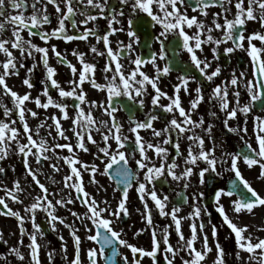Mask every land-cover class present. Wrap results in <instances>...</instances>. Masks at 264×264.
<instances>
[{
    "label": "snow or ice",
    "instance_id": "1",
    "mask_svg": "<svg viewBox=\"0 0 264 264\" xmlns=\"http://www.w3.org/2000/svg\"><path fill=\"white\" fill-rule=\"evenodd\" d=\"M64 4V9L60 7V3ZM52 4L58 14V27L52 29L51 32L40 31L43 25L49 24L50 17L47 13V5ZM40 5V7H38ZM229 5H234L235 13L233 18L223 15V24L219 22L222 14L230 13ZM213 6H219L221 13H213L210 25H206L204 20L198 19V16H207V9ZM31 13L28 14V9ZM197 15H188V9ZM77 15L82 17L79 21ZM127 17V27H124L121 18ZM98 19L107 21V28L104 33H100L95 26ZM71 24L74 30H78L79 25H88L93 23L92 28L84 27L82 31H76L75 34H68L65 22ZM249 21H258L264 28V0H117L113 5L110 0H0V36L6 34V25H11V37L8 39H0V53H3L6 59L0 62V88L5 96H10L12 107L0 104L3 109V115L8 121L0 120V159H4L15 142V148L18 155L23 158L25 170L31 176L32 181L39 188V193L33 198L34 202L25 207V212L29 214L32 222V231L26 232L23 227L24 217L19 212L13 211L6 203V197L13 202L22 203L19 195L24 189L20 186L19 181H14L12 189H4V196H0V206L7 211L3 214L15 217L19 222L20 233L23 237L28 236L29 248L28 257L31 264H40L38 236L43 238L44 232L41 226L36 223V215L43 212L46 215L47 222L52 231H56L57 222L65 228L70 229V235L74 241V256L70 264H141V258L150 257L153 264H157L158 251L164 253L165 264H174L176 256L180 252H186L187 258L181 257L182 264H202L208 253L211 252L209 247L208 236L204 233L205 224L202 219L203 215H211L207 207H201L199 201L204 199V192L192 193L191 211L186 217H181L180 213L183 205L187 204L188 196L182 195L178 203L172 204L170 197L162 191L158 194L157 184L172 182L182 183L183 189L186 191L191 187V177L195 174L198 176L200 186L206 183V174L209 176L219 177L222 172H232L234 177L231 179L230 189H214L213 202L215 211L222 218V223L234 233L235 244L238 249L246 251L248 259L254 264H264V239H258L253 243L251 236H245L243 233L247 231V226L238 227L226 214L224 205L220 202L222 196L232 197L236 195V199L231 201L234 213L242 211L252 212L255 205H264V197L250 185L243 177L239 168V162L242 161L249 168L258 165L260 168V177H264V118L260 116L254 117V132L256 148L245 140L247 134V116L253 111L256 102L261 105L264 111V59L261 54L264 48H258L253 41L259 40L264 44V32L254 31L245 35L246 24ZM120 25V27H114ZM159 27L158 32H149L147 39H142L145 30H151ZM195 27L196 31L189 35L187 29ZM222 31L223 35L216 38L212 32ZM27 31L28 36H39L45 44L52 38L62 39L65 42L73 40H85L94 37L97 43H103V50L95 46L90 48V52L96 56L105 58V65L102 69L104 73L105 84L95 81L96 65L85 61V53L73 50V55L79 60L81 68L78 69L71 62L67 61L61 52L57 51L55 46L51 47V52L56 56L57 63L65 64L73 74V79L68 81L72 87L65 90L60 83L54 79L56 69L49 64V48L37 46L32 43L31 39H25L22 35ZM124 32L128 37V42L116 41L115 49L111 47L110 36ZM231 41V46L223 49L224 56H230L237 50H243L251 58L253 66L254 79L245 81V72L239 75L233 71L230 78L222 81L221 84L215 85L208 95L210 103L215 102L220 112L225 113L223 120L224 129L228 133L237 134L239 139L243 141V147L238 151H228L225 147L217 144L213 135L214 125L209 123L204 126V118L201 116L198 120L192 119L193 110L204 100L202 86L197 83V87L192 91L195 96L190 101V108L186 111L181 106L179 93L181 90L185 94H190V82H196V77L191 74L190 69L181 68V75H178V84L175 85L174 95L168 96L158 86V82L163 76L168 75L174 65L168 63V52L175 53L180 48L187 52L190 65L199 73L204 81L212 82L214 78L221 74V66L217 63L214 70L207 71L212 61H218L221 53L219 51L221 44H227ZM245 41L247 47H245ZM159 45L158 50L153 49L152 44ZM204 45H210L212 60L207 57L200 58L198 52L203 54ZM146 48L147 54L137 53V48ZM12 50H18L20 59L17 60ZM35 54H40V63L46 73L45 80L42 81L44 89L41 93L46 97L45 102H41L40 96L34 98L37 108L47 110L54 107L59 110L60 117L55 114L45 119L53 121L54 129L57 133L53 140L63 139L68 143H53L49 145L45 137L40 136V128L44 127V122L37 124L35 131L30 128L26 119V114L32 118L38 117V113L32 109H28L25 103L33 101L31 94L25 92L23 95L12 90L6 83V78L13 75H19V68H24L26 59L31 58L33 63L27 68V76L22 83L29 89L33 87L30 77L37 67ZM173 61L175 56L172 57ZM127 60L129 70H125L123 61ZM158 61H164L161 66ZM150 64L154 70V75L149 76L143 67ZM114 65V67H113ZM134 66V67H132ZM87 80L95 89L106 92V99L101 102L87 101L86 93L82 87ZM243 85L246 89L248 102L241 104V93L238 90ZM148 86L151 87L154 95L151 96L150 103L152 109L145 114L143 119H137L135 112L145 107V97L148 95ZM231 87V96L234 98V104L230 107L229 91ZM49 88L55 89L58 93L59 102L54 100L49 94ZM125 97L131 103L123 104L122 108L116 104L117 98ZM166 98L169 103L160 104L161 98ZM66 98H70L74 102V116H69V105L63 102ZM88 105L87 111L82 105ZM160 108L163 113L172 115L170 120H166L163 129H156L153 122L160 117L153 109ZM93 110L101 112L106 119L94 118ZM119 110H126L129 114L130 127L128 132L134 137L130 140L129 135L123 133V126L117 120L115 113ZM178 112L181 119H177ZM238 113L244 117L243 125L238 124L232 127L230 120L237 119ZM210 116H216L217 113L212 111ZM15 116L16 119H12ZM61 120H71L73 136L76 143H71V137L66 134V130L62 128ZM17 123L22 126L17 127ZM53 125H48L51 129ZM151 130L153 137H161L156 143L145 141L140 135V130ZM202 129L211 142V147L205 149V138L197 134L194 130ZM186 133H190L185 135ZM94 134H98L100 140L94 138ZM51 136V131L47 133ZM39 137V139H35ZM20 137L26 142L21 143ZM187 139L190 143L187 146V154L183 155L180 149L182 139ZM96 146L95 159L99 160L103 165L101 169L95 163L85 164L76 158L74 149L88 152V144ZM114 144V146H113ZM175 149V155L171 156L169 147ZM220 148V157L215 153ZM246 148L247 151L243 149ZM35 149V151H33ZM56 149H67L70 155L61 156ZM151 151L159 163L154 162V157L149 156ZM52 152L57 160L62 159L70 169L69 174L63 177V188L70 190L66 193L67 199L58 198L53 203L49 199V189L38 179L39 173L29 164V156L34 157L37 164H41L44 160L51 157L47 153ZM183 156L184 167L177 173L176 169L180 167L177 158ZM138 157V158H137ZM130 162H134L135 169L130 166ZM200 162L205 167L199 168ZM218 165L222 171H218ZM54 171H59L57 164L49 165ZM199 168L198 172L194 169ZM82 171L89 173V183L98 184L97 174L106 176L110 181H114L117 187L113 188V192L120 191L121 195L116 207L113 209L111 203L107 199L97 200L95 196L85 190ZM5 169L0 167V174ZM143 179H140V176ZM55 183V181H54ZM136 185V192L139 199L144 205L145 213L143 218L147 225L152 229V241L150 250L130 244L122 238L123 230H116L113 225L129 215L126 207L129 189ZM122 186V187H121ZM99 190H104L100 185ZM75 192L73 197L70 193ZM58 195V194H55ZM150 200L158 210L161 217H170L171 224L165 225L163 229L153 223L151 210L148 206ZM79 201L84 207L83 213L71 212L75 221L79 222L87 233L86 239L93 242L94 247H90L85 251L84 259L81 257V237L78 235L79 229L69 225L65 220L55 215L56 206L66 207ZM107 213V216L104 214ZM189 220L190 236L186 238L182 232V221ZM199 221V226L197 225ZM175 226V233L178 237L177 246L173 247L169 243V227ZM143 229L139 230L142 232ZM160 232V239L157 238V232ZM137 232V235H139ZM217 234V226L212 225V236L215 239ZM202 236L203 250H198L195 246L198 238ZM2 239V234H0ZM59 239L63 241V236ZM161 241L163 248L161 249ZM4 243H7L4 241ZM18 245H23V240L18 241ZM216 257L214 264H226V253L219 242L216 243ZM120 248L129 249L132 254L131 261L127 255L120 252ZM259 250V251H257ZM61 251L65 253L66 245H61ZM11 252L21 262L25 256L19 251L18 247H13ZM139 254V257L137 256ZM55 250L48 253L49 264H52ZM239 260V251L236 253ZM4 259V257H0Z\"/></svg>",
    "mask_w": 264,
    "mask_h": 264
},
{
    "label": "flooded vegetation",
    "instance_id": "2",
    "mask_svg": "<svg viewBox=\"0 0 264 264\" xmlns=\"http://www.w3.org/2000/svg\"><path fill=\"white\" fill-rule=\"evenodd\" d=\"M110 2L113 5H115L117 3V0H110ZM45 3H46V0H45ZM38 7H40V5H38ZM60 7L62 9H64V4L62 2L60 3ZM229 7L231 8V12L221 15V17L219 19V22L221 24H223V15H227L228 18H230V19L233 18V16H234V13H235L234 5H229ZM207 12H208V15L206 17L205 16H198V19L204 20L206 25H210L212 18H213L212 14L213 13H221V8L219 6H213V7H210L209 9H207ZM30 13H31V8L29 7L28 14H30ZM47 13L50 17L51 22L49 24L43 25L41 27L40 31L51 32L52 29H55L58 27V14L55 11L54 5H52V4L47 5ZM188 15L189 16L197 15V13H193L191 11V9L189 8L188 9ZM76 19L79 21L80 19H82V17L77 15ZM121 19L123 21L124 27L126 28L127 27V17H123ZM65 24H66V29H67L68 34H75L76 31H82L84 27H88V28L93 27V23L90 22L88 25H79L78 30H74L70 23H68L66 21ZM95 26L98 28L100 33H104L105 29L107 28V21L104 19H98L95 22ZM114 27H120V25H114ZM11 28H12L11 25H6L7 32H6V34L0 36V39L10 38L11 37ZM246 29H247V31L245 32V35H248L249 33H252L254 31L264 32V28L261 27V25L258 21L247 22ZM150 31L151 32H158L159 27L157 26V28L151 29V30L146 29L145 35L142 36V39H147L148 33ZM187 31H188L189 35H191L193 32L196 31V29H195V27H193L192 29H187ZM22 35L26 40L31 39L32 43L36 44L37 46L49 48V53H48L49 64L56 69V75L54 76V79H56L60 83L61 87H63L65 90H68L72 87L71 85L68 84V81L73 79L74 77H73V74L71 73L70 69L65 64L57 63L56 56L50 50L52 46H55L57 51L61 52L62 55L66 58V60L71 62V64L75 65L78 69H80L82 66H81L79 60L72 54L73 50L85 53V57H84L85 61L88 63H93L96 65V69H95V73H94L95 81L97 83H100V84L106 83V81L104 80V73L102 72V69L105 65V58L100 57V56H96L95 54L90 52V48L92 46H95L98 49L103 50V43L102 42L97 43L94 37H89V39L87 41H85V40H73V41H69V42H65L62 39L52 38L48 41L47 44H45L44 41H42L39 38V36L29 37L27 31H24L22 33ZM212 35L216 38H220L223 35V33H222V31L214 30L212 32ZM117 40L123 41L124 43H127L128 37L126 36V34L124 32H118V33L110 36V41L112 42L110 46L113 47L114 49L116 47V41ZM253 43L258 48H264V44H262L259 40H254ZM227 46H231V41H229L227 44H221L220 45V48H219V51L221 53L220 59L218 61L213 60L210 68L207 71L211 72L212 70H214L217 63H219V65L221 66V71H223V73H225L226 71L230 73V72H232L233 69H234V71H237V72H245V73H251L252 72L253 73V66H252L251 58L248 57L247 53L243 50H237L233 54H230V56H224L223 55V49ZM152 47H153V49L158 50L159 45L156 43H153ZM203 47H204L203 54H200L198 52V55H200V58L203 59L204 57H207L209 60H212V53L210 50L211 46L210 45H204ZM245 47H247L246 41H245ZM12 51H13L14 55L16 56L17 60H19L20 59L19 51L18 50H12ZM137 53L147 54V49L138 47ZM168 56H169L168 63L170 65H174V66L172 68V71L168 75L163 76L160 79V81L158 82V86L160 87V89L163 92L167 93L168 96H173L175 85L179 83L177 77H178V75L182 74L180 69L181 68L190 69L191 73H192V71L196 72V74L198 75L200 80L196 79V82H190V84H189L190 94H185L183 92V90H181L179 93V97L181 100V106L184 107L186 111L190 108V101L195 96V93L192 90H193V88L195 89L197 87V83H200L202 86L203 94H204V100L198 105L197 109L193 110L192 119L198 120L202 116L203 112H205V113H209L212 111L216 112L217 115L214 117L212 116L213 121H214L213 122V125H214L213 128L215 130V133H219V124H220L219 107L217 105H215V102L210 103L208 101V95L211 92V89L214 87L213 82L204 81L203 78L199 76V73L195 70V68L191 67L188 54L183 49L178 48L175 50V53L169 51ZM173 56H175L174 61L172 59ZM261 57H262V59L264 58V53L261 54ZM5 59H6V57H5ZM35 61L37 63V67L33 71V73L31 74V77H30L31 83L33 84L32 88L29 89L27 86H25L22 83V81L28 75L27 74V68L30 67L33 63V60L31 58L26 59L24 61V63H25L24 68H19V75H13V76L7 77L6 83L9 85V87L12 88V90H19L22 92V94H24L25 92H29L31 94L33 101L26 102L25 106L28 109H32L33 111H36L38 113V117H42L43 112L52 111V113L55 114L59 118L60 113H59L58 109H56L54 107H49L47 110H45L43 108H37L35 103H34V98L37 96H40L42 103L45 102V100H46V97L41 95V93L44 89V84L42 83V81L45 80L46 73H45V70L43 68V65L40 63V54H35ZM158 63L161 66H163V64L165 62L164 61H158ZM123 64L125 66V70H129L128 61L124 60ZM113 67H114V65H113ZM132 67H134V66H132ZM142 70L145 71L149 76L154 75V70L152 69L150 64L145 65ZM82 87L86 93L87 101H93L94 100L97 102H101V101H104L106 99V92L93 88L91 86V84H89L87 82V80L84 82ZM49 94L53 97L54 100H57L59 102L58 93L55 89L49 88ZM154 94L155 93L153 92L151 87L148 86V95L145 97V107L142 110H138L135 112V116L137 119H143L145 114L148 113L150 109H152V105L150 103V100H151V96ZM63 102H65L69 105V107L67 109L69 116H74L75 113H74V102H73V100L70 98H66ZM115 103L120 105L122 108L123 104H125V103L130 104L131 102L127 101V98L121 97V98H117ZM167 103H169V101L166 98L162 97L160 100V104H167ZM82 107H84L85 111H87V108H88L87 104L82 105ZM153 111L156 114H158L160 117L158 120L153 122L154 127L158 130L163 129L165 126L166 120H170L172 118V115L168 114V113H163L160 108H155V109H153ZM253 112L260 114V113H262V110L255 109V105H254L253 106ZM175 114H176L177 119H181L179 117L178 112H176ZM115 115H116L117 120L123 126V133L125 135H129L130 140L134 139V137H132V135L128 132V129L130 127L128 112L126 110H119L115 113ZM93 116H94V118L106 119V117L103 116L101 114V112H99L97 110H93ZM38 117L32 118L30 115L26 114V119H27L28 123L33 122V125H36V121H37ZM222 121H223V119H222ZM233 122H234V120H232V123ZM61 123L62 124H64V123L69 124V128L68 127H67V129H66V127H62V128L64 130H66V134L68 133V135L73 136V132L70 130L72 128L71 120H61ZM232 127H234V126H232ZM188 134H190V133H186L185 135H188ZM140 135L142 137H144L145 141H151L152 143H156L157 140L163 139V136H161L159 138L153 137L150 129L149 130H140ZM221 135L225 139L224 145L228 151H235V150L238 151V150H241V148L243 147V141H241L239 139V136L237 134L228 133L224 129L222 131ZM94 138L100 139L98 134H94ZM185 139H182L180 142V149H181V152L183 153V155H184V149L186 147V143L184 141ZM238 146H241V147L238 148ZM166 147H169L170 159H171V156L175 155V149L172 148L171 146H166ZM88 148H89V151L88 152L83 151L84 154H86V155L94 154L93 153L94 145L89 143ZM15 152H16L15 142H12L11 147L9 149V157H8L9 161L14 160L13 159V153H15ZM151 154L154 157V154L151 151H149L148 155L151 156ZM16 155H17V152L15 153V156ZM21 158H22V156H21ZM22 160H23V158H22ZM154 162L158 164L159 163L158 158L154 157ZM177 163L180 165V167L176 169L177 173H179L182 170V157L177 158ZM23 165H24V163H23ZM38 165L43 167L44 161H42V163L38 164ZM130 166L133 169H135L134 162H130ZM51 172L54 173L55 171L52 170ZM45 177L48 178V175L46 174ZM192 177H191V187H189L186 191L183 189L182 183L178 184L176 182H172L169 178V183L163 184V185L157 184V192L159 194L162 191L164 194H167L170 197V201L172 204L178 203L181 200L182 195H187L188 196V202H187V204L183 205V207H182V208H185L189 204L192 203V199H191L192 193L201 192V190H202V186H197V184H195V182L192 180ZM233 177L234 176H232V178ZM210 178H211V176H209L207 174L205 188H204L205 189L204 190L205 196H204V199L201 200L203 207H207V209L210 208L211 205H214L212 194H213L214 189H220V183L222 180V178H219L216 176H213V178H211V179ZM140 179L141 180L143 179L142 173H141ZM231 179H229L228 181L225 182V189L226 190H227V187H226L227 183L229 181H231ZM196 182L198 183V180H196ZM208 185H210V186L212 185L214 187L211 186V188H209ZM135 189H136V185H135V183H133V187L130 188L129 192H128V200L131 199L130 194L131 193L134 194V196L132 197L131 205L129 207H127L129 215L127 217H124L122 220L118 221V226H119V230L122 229L125 231L126 226L128 225V220H129L130 226L128 227V232L130 233L131 238L125 239V238H127L126 237L127 234L124 231L122 232V238L127 240L130 244H133V245L138 246V247H142L145 250H150L151 241H152V229L147 225L145 219L143 218V214L145 213V208H144L143 203L139 199V196H138ZM74 194H73V196H74ZM117 194H118V197L120 198V195H121L120 191H117ZM147 202H148L149 209L151 210L153 223H154L155 216L158 217L159 221H162V222H169L170 221V217H161L159 215L158 210L155 208L154 204L150 200H148ZM6 203H8V202L6 201ZM137 204L140 206V208H138ZM141 208H142V217L139 219L138 218V214H139L138 210ZM134 210H135V212H134ZM6 211H7L6 209H3V207L0 206V216L3 219L13 218L12 216L3 214ZM130 212H131V214H130ZM206 216L208 217V218L206 217L207 222H209L211 219V215H206ZM203 222H204V224L206 223L205 221H203ZM39 225L41 226V230L44 232V236L45 237L48 236L49 230H48L46 224L43 221H41L39 223ZM141 229H143V231L139 232V230H141ZM160 229H163V227ZM137 232H139V235H137ZM211 234H212V231H211ZM187 236L189 237L190 234H187ZM216 236H217V234H216ZM157 238L160 239V232L159 231L157 232ZM95 246H97V245H95ZM195 246H196V244H195ZM162 248H163V244L161 241V249ZM6 249H7L6 245H4L3 240L0 239V257H4V259H5V257L9 256ZM198 250H200V249L198 248ZM241 251H243V250H241ZM120 252L123 253L124 255H127L129 257V260L131 261L132 254H131L129 249L120 248ZM226 253H227V256L231 257L233 260L236 261V252L234 250L232 251V249L230 248V250H228ZM157 255H158L157 264H165L164 253L162 251H158ZM137 256L139 257V254H137ZM181 257L187 258V253L186 252H180L176 256V258L174 260V264H182ZM4 259H0V264H4ZM231 262L230 261H229V263L226 262V264H231ZM203 263H204V261L202 262V264ZM141 264H153V262H152V259L150 257H143V258H141Z\"/></svg>",
    "mask_w": 264,
    "mask_h": 264
},
{
    "label": "rangeland",
    "instance_id": "3",
    "mask_svg": "<svg viewBox=\"0 0 264 264\" xmlns=\"http://www.w3.org/2000/svg\"><path fill=\"white\" fill-rule=\"evenodd\" d=\"M5 56L3 53H0V62L4 61ZM264 59V58H263ZM0 71H2V68H0ZM234 69L232 70V72ZM232 72H225L221 71V74L214 78L213 86L221 84L222 81H226L227 79L230 78V74ZM237 76L239 75L240 72L234 71ZM245 81L248 79H254L253 73H245ZM194 89V88H193ZM241 93L240 96V101L241 104L243 105L244 103L248 102V96L246 89L241 85L238 89ZM18 94H22L21 91L19 90H14ZM230 101V107L233 106L234 104V98L231 96V87L229 91V97ZM0 104H4L8 107H12V101L10 96H5L3 94L2 88H0ZM218 106V105H217ZM210 113V112H209ZM209 113H202V117L204 118V126L207 127L209 123L213 124V118L212 116L209 115ZM53 115L52 111H47L43 112L42 117H38L36 121V125L40 122H44V127L40 128V136L45 137L47 140V143L49 145H52L53 143H68V141H65L63 139H58V140H53V137L57 136V133L54 129L53 121L51 119H45L46 117H51ZM255 116H260L261 118H264V111L262 113L258 114L255 112H250L247 116V134L245 135V140H247L249 143L252 144L253 148H256V141H255V132L253 130L254 128V117ZM12 119H16L15 116L12 117ZM225 119V113L219 111V133H215V130L213 128V135L215 136L217 144L221 145L222 147H225L224 145V137L221 135L222 131L224 130L223 126V121ZM0 120L7 122L8 118H6L3 115V109L0 108ZM244 117L241 116L238 113L237 119L234 120L232 123V120L229 121L230 126L236 127L238 124L243 125ZM36 125H33V122H29L30 128L33 130V132L36 129ZM48 125H53V127L50 129ZM62 127H67L69 128L68 123L62 124ZM17 127H20L22 131V126H20L18 123L15 125ZM51 131V136H48L47 133ZM195 132L197 134L204 136L205 138V149L211 147V142L208 141L207 136L205 133L202 131V129H195ZM68 135V133H67ZM71 137V143L75 145L76 143V138L74 136L68 135ZM35 139H39V137H35ZM99 141L100 139H96ZM21 143L25 142L23 137H20ZM186 143V147L184 149V156L187 154V146L190 143L187 139L184 140ZM89 144L87 145V147ZM114 146V144H113ZM242 146V145H241ZM241 146H238L240 148ZM237 148V149H238ZM35 151V149L33 150ZM57 153H59L61 156H67L70 155L67 151V149H56L55 150ZM220 151L221 149L218 147L215 155L219 158L220 157ZM236 151V150H235ZM16 153V152H15ZM13 153V159L12 161H9V151L7 156L4 159H0V167H3L5 169V172L0 174V196H4V189H12L14 185V181H19L20 186L24 189L23 192L17 193L22 200V203H16L13 202L10 198H5L6 201L8 202L9 207L13 211H17L20 213L21 216L24 217V224L23 227L26 230V232H31L32 229V222L29 219V214L25 212V207L30 205L32 202H34L33 198L39 193V188L35 184V182L32 181L31 176L28 175L27 171L25 170V167L23 165V160L20 155H16ZM93 153L92 155H86L82 150L74 149V154L76 158H78L80 161L84 162L85 164H91L95 163L100 166V168H103V165L100 163L99 160L95 159V154L96 153V146L94 145L93 148ZM51 157L49 160H44V165L43 167L39 166L36 164L34 157L29 156V164L30 166L36 170L39 175L38 179L40 180L41 183H43L48 189L49 193V199L53 200V203L55 202V199L58 198H64L67 199L66 193H69L70 190L64 189L63 188V177L67 174H69L70 169L68 166L64 163L62 159L57 160L56 156L53 155L52 152L47 153ZM152 156V154H151ZM15 157V158H14ZM51 164H57L59 167V171H55L52 173L51 171L53 170L49 165ZM239 168L241 170V173L243 177L250 183V185L258 192V194L261 197H264V177H260V168L258 165L252 166V168H249L247 165H245L242 161L239 162ZM184 167L183 164V156H182V168ZM205 167V164L203 162H200L199 168ZM199 168L194 169V172H198ZM54 171V170H53ZM218 171H222L220 166L218 165ZM48 175V178L45 177V175ZM207 176V174H206ZM234 174L230 171L228 172H222V175L219 176V178H222L221 183H220V189H225V182L228 181L229 179L232 178ZM206 178V177H205ZM213 178V176H211ZM210 178V179H211ZM97 181L99 182L98 184H90L89 183V173L82 171V180L83 184L85 187V190L95 196V198L99 201L102 199H107L111 205L112 208L114 209L117 205V202L119 200L117 191L113 192L114 184L112 181H110L106 176H100L97 174L96 176ZM192 180L197 184V186H200L199 183L196 182L198 180L197 175H193ZM55 181V183H54ZM100 185H103L104 190H99L98 188ZM205 185L202 186L201 192H204ZM75 192H71L70 194L73 196ZM58 194V195H55ZM76 193L74 194V196ZM131 199L127 200L126 207H129L132 202V197L134 196L133 193L130 194ZM73 196V197H74ZM205 196V195H204ZM236 197H227V196H222L221 197V203L224 205V208L226 210V214L229 216V218L238 226V227H244L247 226V231L243 233L245 236H251L252 242L255 243L258 241V239H264V205H259L257 207H253V210L251 213L245 211H242L241 213L237 214L234 213L232 210V204L231 201L235 200ZM201 207L203 208L202 202L199 201ZM133 205V204H132ZM138 205V204H137ZM191 204H189L187 207L182 208L180 213L178 214L181 217H186L187 214L191 211ZM138 208L140 206L138 205ZM75 211L77 213H83L85 211L84 207L79 204L78 201H76L73 204H69L66 207H59L56 206V211L55 215H58L62 217L65 222L69 225H72L73 227H76L79 229L78 235L81 237V257L84 259L85 256V251L90 248L94 247L95 245L93 242L88 241L86 239L87 233L85 232L84 228L80 225L79 222L75 221L74 217L71 215V212ZM208 211L211 213V219L209 222H207L206 215L202 214V219L205 221V229L204 233L208 236V242H209V247L212 249L210 253L207 254L204 263L203 264H214V259L217 255L216 253V243L219 242L221 247L224 249V252L226 253L230 248L232 251L234 250L236 253L239 251L240 254V259L238 260L236 257V261L233 260L231 257L225 256L226 262L231 264H254V262L250 261L248 259L249 254L246 251H241V249H238L235 244V236L234 233L231 232V230L227 227V225L222 223V218L219 216V214L215 211L214 205H211L210 208H208ZM135 212V210H134ZM138 218L140 219L142 217V208L138 210ZM131 214V212H130ZM107 216V213L104 214ZM208 218V217H207ZM41 221H43L48 230H49V235L48 236H43V238H40L38 236L37 240L40 245L39 249V260L40 264H49V259H48V253L52 250H55V255L53 257L52 264H70V261L73 259L74 256V241L70 235V229L65 228L63 225L59 224L57 222L56 224V231H52L50 228L49 223L47 222L46 215L43 212H38L36 215V223L39 224ZM154 224L158 226V229L164 227L165 225H170L171 220L169 222H162L158 220V217L155 216L154 218ZM189 224L190 221L185 219L182 221V232L186 238H188L187 234H190V229H189ZM217 226V236L215 239L213 238L211 234V229L212 225ZM197 225L199 226V221H197ZM130 226V222L128 220V225L126 226L125 233L127 234V238L125 239H130L131 235L128 232V227ZM113 227L116 230H119L118 226V221L113 225ZM175 226L174 224L169 227V243L173 245V247L177 246V240L178 237L175 233ZM0 234H2V240L3 243L6 241L7 243H4L6 245V251L9 254L8 257H5L4 259V264H31L30 258L28 257L29 253V248L27 245L29 244L28 236L24 235L23 237L21 236L20 233V227H19V222L18 220L13 217L10 219H3L0 216ZM60 236H63V241L59 239ZM23 240V245H18V241ZM64 244L66 245V257L65 258V253L61 251V245ZM13 247H18L19 251L24 254L25 259L23 262L17 259V257L11 252V249ZM196 247H198L200 250H203V239L202 236L198 238L196 241ZM197 248V249H198ZM259 251V250H257ZM86 264V260L84 262Z\"/></svg>",
    "mask_w": 264,
    "mask_h": 264
},
{
    "label": "water",
    "instance_id": "4",
    "mask_svg": "<svg viewBox=\"0 0 264 264\" xmlns=\"http://www.w3.org/2000/svg\"><path fill=\"white\" fill-rule=\"evenodd\" d=\"M193 76H195L196 77V79L197 80H200V78L198 77V75L196 74V72H194V71H192V73H191ZM255 109H257V110H261V105H260V103L259 102H257L256 104H255ZM244 151H247V149L246 148H244L243 149ZM114 182V181H113ZM115 184V183H114ZM230 184H231V181H229L228 183H227V190H229L230 189ZM209 186V188H211V186L210 185H208ZM115 187H117V185H115ZM122 187V186H121ZM212 187H214V186H212ZM255 206H259V205H255ZM254 206V207H255Z\"/></svg>",
    "mask_w": 264,
    "mask_h": 264
}]
</instances>
